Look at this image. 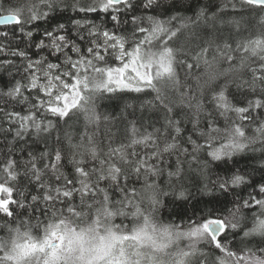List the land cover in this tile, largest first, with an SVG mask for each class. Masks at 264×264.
<instances>
[{
	"label": "snow or ice",
	"instance_id": "6c2138e0",
	"mask_svg": "<svg viewBox=\"0 0 264 264\" xmlns=\"http://www.w3.org/2000/svg\"><path fill=\"white\" fill-rule=\"evenodd\" d=\"M178 4L0 0V264H264V0Z\"/></svg>",
	"mask_w": 264,
	"mask_h": 264
},
{
	"label": "trees",
	"instance_id": "16d2710c",
	"mask_svg": "<svg viewBox=\"0 0 264 264\" xmlns=\"http://www.w3.org/2000/svg\"><path fill=\"white\" fill-rule=\"evenodd\" d=\"M160 7L157 9V12L155 14L159 15L164 12L165 8H168L172 3L173 0H158ZM228 0H213V4L215 7L212 8V11H216L217 7L227 4ZM208 4V0H179L178 8L179 11L175 9H169V12L167 16H164V19H167L168 16H179V17H192L194 13L203 5ZM7 14L6 12L0 13V15ZM141 14V13H138ZM148 14H154L152 12H149ZM219 15V13H217ZM94 15V14H90ZM211 15V12L209 13ZM232 14L230 12L225 13V19H227ZM102 19H105L103 14H101L100 19H97V23H100ZM176 26H179L180 21L174 22ZM219 23V22H218ZM110 26V25H109ZM243 27L248 29V32H255L258 33L261 30H264V25L260 23L259 18V12H253V13H244V24ZM248 32H245L244 35H247ZM224 67H227L225 64ZM0 76H3V81H0V83H4L7 81L8 77L6 73H0ZM111 97V98H109ZM175 98V97H173ZM151 99L149 96H145L144 94L140 93H104L103 95L99 96V98L96 101L97 110L102 115H107L110 119L113 120V122H116L119 120V118L122 115H126L128 112H131L133 109L128 106H135L136 108V114L137 116L140 115L139 107L141 103H143L145 100ZM242 99V97H241ZM147 115V114H146ZM203 121V118H202ZM221 125H223V120L220 121ZM202 127L206 126V122H202ZM102 127H106V125H102ZM187 127L190 129L191 125L188 124ZM33 147H39V146H33ZM237 160V166L240 169L247 170L249 172L252 171L253 168H258L259 164L261 162L262 156L261 153L255 152V153H245L242 155H239L235 158ZM62 164H64V171L67 175L71 176L72 174V166L68 164L66 161H62ZM210 167L212 168L213 174H215L217 171H221L223 168V165H221L220 168H217L215 164H210ZM257 178L259 177V172L253 173ZM23 184L26 185L28 190H32V185H29L26 180L23 181ZM171 211V206L168 210H162L161 215L162 218L167 220L169 213ZM175 219V217H172Z\"/></svg>",
	"mask_w": 264,
	"mask_h": 264
}]
</instances>
